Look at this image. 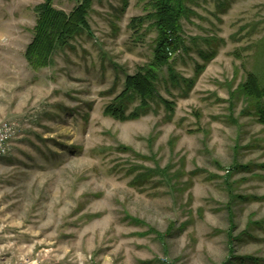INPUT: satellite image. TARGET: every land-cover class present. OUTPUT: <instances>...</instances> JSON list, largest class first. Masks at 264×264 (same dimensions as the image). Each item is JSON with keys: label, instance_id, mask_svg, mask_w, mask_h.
<instances>
[{"label": "rangeland", "instance_id": "1", "mask_svg": "<svg viewBox=\"0 0 264 264\" xmlns=\"http://www.w3.org/2000/svg\"><path fill=\"white\" fill-rule=\"evenodd\" d=\"M46 1L0 0V126L17 127L0 157V264H264V124L239 89L250 72L264 86V0L188 2L172 72L195 84L163 67L174 113L153 101L125 121L105 109L154 57L156 31L129 28L150 0H93L89 30L34 68Z\"/></svg>", "mask_w": 264, "mask_h": 264}, {"label": "trees", "instance_id": "2", "mask_svg": "<svg viewBox=\"0 0 264 264\" xmlns=\"http://www.w3.org/2000/svg\"><path fill=\"white\" fill-rule=\"evenodd\" d=\"M76 8L67 13L53 6L51 0L36 7L38 13L35 35L26 50V58L34 68H41L51 64L55 52L59 48L70 45V42L89 30L88 15L93 0H79ZM188 2L194 0H150L152 10L142 16H135L129 23V28L136 33V40H141L147 31L154 29L152 61L140 67L134 74H127L123 91L106 107L105 113L122 121L138 119L149 112L152 102L162 103L170 115L174 113L176 103L164 98L158 89L161 81L160 72L165 66L170 68V81L173 84H184L185 88L191 89L196 82L186 81L182 76L172 72V59L179 51H187V41L183 31V18L193 14ZM127 4V2H126ZM149 22L147 27L144 26ZM205 61L216 56V52H200ZM200 65L197 76L205 69ZM197 76L195 78H197ZM240 91L249 99L256 101V114L259 121L264 124V86L261 85L259 77L254 73H248L244 83L239 87ZM138 102L131 111L130 105ZM168 173V168L159 169ZM159 172V171H157ZM249 260L259 263L260 258L247 257Z\"/></svg>", "mask_w": 264, "mask_h": 264}, {"label": "built area", "instance_id": "3", "mask_svg": "<svg viewBox=\"0 0 264 264\" xmlns=\"http://www.w3.org/2000/svg\"><path fill=\"white\" fill-rule=\"evenodd\" d=\"M17 132L16 123H5L0 126V157L11 152L12 143Z\"/></svg>", "mask_w": 264, "mask_h": 264}]
</instances>
